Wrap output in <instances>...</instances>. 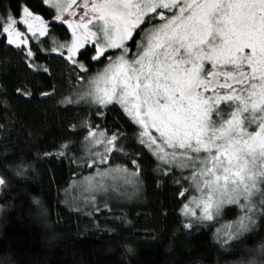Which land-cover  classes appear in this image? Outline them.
Masks as SVG:
<instances>
[{
  "label": "snow or ice",
  "instance_id": "1",
  "mask_svg": "<svg viewBox=\"0 0 264 264\" xmlns=\"http://www.w3.org/2000/svg\"><path fill=\"white\" fill-rule=\"evenodd\" d=\"M43 2L55 7L54 21L70 29L67 17L75 18L71 37L54 40L51 51L79 69V101L94 105L99 116L119 105L139 144L168 170L185 173L198 195L182 214L212 221L224 206L236 205L242 215L226 226L227 235L246 230L257 211L264 212V0ZM46 35L48 25L26 3L0 12V45L23 52L29 39ZM33 55L29 47L26 57ZM86 56L102 69L92 75L81 60ZM17 93L31 95L23 88ZM123 139L95 124L87 128L92 158L85 166L96 169L86 178L89 187L136 182L135 159L128 167L112 166L118 152L127 155ZM188 191L180 195L187 199ZM191 226L190 219L185 227Z\"/></svg>",
  "mask_w": 264,
  "mask_h": 264
},
{
  "label": "trees",
  "instance_id": "2",
  "mask_svg": "<svg viewBox=\"0 0 264 264\" xmlns=\"http://www.w3.org/2000/svg\"><path fill=\"white\" fill-rule=\"evenodd\" d=\"M22 3L47 23L48 35L29 39L23 52L0 45V264H264V212L229 241L219 231L236 221L238 206H224L212 221L182 214L190 185L139 144L119 105L99 116L94 105L79 101V69L51 51L68 28L53 21L42 0H0V12ZM81 60L92 75L103 67L90 56ZM69 98L77 102L68 104ZM93 124L122 135L127 155L118 152L112 166L128 167L135 159L138 191L111 201L102 193L76 207L66 195L71 184L96 174L85 166L92 158L85 136ZM186 188L187 199L180 195Z\"/></svg>",
  "mask_w": 264,
  "mask_h": 264
},
{
  "label": "rangeland",
  "instance_id": "3",
  "mask_svg": "<svg viewBox=\"0 0 264 264\" xmlns=\"http://www.w3.org/2000/svg\"><path fill=\"white\" fill-rule=\"evenodd\" d=\"M44 4L47 7H49L50 9H52V11L54 12V16H55L56 15L55 7H51L47 3H44ZM67 19H69V21L73 22V28L70 29L67 24H63V25H65L68 28L69 33L67 34L66 37H63L65 39H61L62 37L58 38L57 42L66 43L68 41V38L71 37V33H72L73 29L75 28V23H74L75 18L74 17H67ZM53 21H54V17H53ZM54 22H58V21H54ZM34 23H36L37 25L39 24V22H34ZM45 24L47 25L46 22H45ZM61 30L63 31V29H61ZM162 166L165 167L166 171L175 172L176 175H179L182 179H184V181H186L185 180V173L182 172L180 169L177 168V169H174V170H168L167 166H165V165H162ZM94 175H96V174H93L92 176H94ZM86 178H88V177H85L83 179H80L78 181L73 182L71 184L70 188H69L68 193L66 194L67 197H68V200L73 204V206H76V207L88 206V203H90V202L93 203L96 200L98 201L99 200L98 195H102V193L104 194V196H105L107 201H111V200H120V199H122V200L124 199L125 200L126 196H130L135 191H138L137 179H136V182L133 183V184H119L118 186H115V187L113 186V182L112 181H105L104 183L107 186L106 189H97V188L89 187L87 185ZM187 185H189V184H187ZM192 194L193 195H192V197L189 200H191L193 198V196L198 195V193L195 192L194 189L192 191ZM188 201H187V203H188ZM241 215H242V213L240 215H238V217L235 216L236 217V221H232L231 223H228L226 226L235 224L238 221V218ZM226 226L224 228H222L221 231H219V234H220L221 237L227 238L228 241L233 239L234 237L242 234L241 231H240V232H236L235 235L229 237L227 235V232L229 231V229H227Z\"/></svg>",
  "mask_w": 264,
  "mask_h": 264
}]
</instances>
